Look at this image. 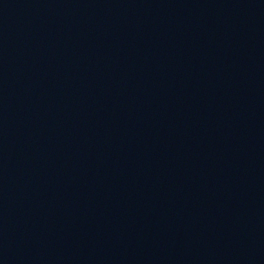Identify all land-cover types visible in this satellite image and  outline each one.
I'll return each mask as SVG.
<instances>
[{
    "label": "water",
    "instance_id": "95a60500",
    "mask_svg": "<svg viewBox=\"0 0 264 264\" xmlns=\"http://www.w3.org/2000/svg\"><path fill=\"white\" fill-rule=\"evenodd\" d=\"M0 264H264V0H0Z\"/></svg>",
    "mask_w": 264,
    "mask_h": 264
}]
</instances>
